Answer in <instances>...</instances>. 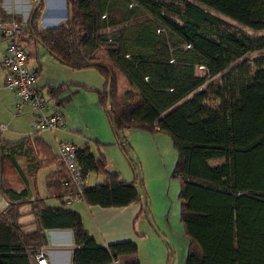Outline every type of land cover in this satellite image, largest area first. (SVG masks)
I'll list each match as a JSON object with an SVG mask.
<instances>
[{
	"label": "trees",
	"instance_id": "16d2710c",
	"mask_svg": "<svg viewBox=\"0 0 264 264\" xmlns=\"http://www.w3.org/2000/svg\"><path fill=\"white\" fill-rule=\"evenodd\" d=\"M196 1L207 7L188 0H66L67 18L41 29L43 0L27 23L7 13L0 0V19L21 22V38L41 43L72 69L95 68L105 79L101 90L75 84L95 90L107 113L111 97L121 133L135 129L171 136L177 149L174 174L181 183L185 264H264V57L246 58L264 48V33L250 34L211 11L262 30L264 0ZM141 11L154 21L138 24L129 38L118 26ZM67 88L51 84L48 99L64 105L73 94L63 97ZM3 141L0 191L11 201L0 209V264H32L30 254L48 244L46 230L57 228L73 230V264H105L137 252L133 240L101 245L75 209L50 206L42 198L33 200L32 209H21L32 200H26L25 186L17 189L24 185L18 155L38 164L45 154L52 162L60 160V168L49 173L51 196L65 195L60 179L67 170L40 136ZM77 158L85 178L90 171L109 175L86 187L89 204L120 207L144 200L135 183L109 170L89 145L79 147ZM24 216L31 220L23 222Z\"/></svg>",
	"mask_w": 264,
	"mask_h": 264
},
{
	"label": "crops",
	"instance_id": "0c3cea01",
	"mask_svg": "<svg viewBox=\"0 0 264 264\" xmlns=\"http://www.w3.org/2000/svg\"><path fill=\"white\" fill-rule=\"evenodd\" d=\"M59 3L62 4L61 0H43L42 18L38 23L41 29L54 27L61 21H64L60 19L55 12V10H57L59 6ZM36 4L34 5V7L36 6ZM1 6L7 13L19 15L20 20L23 23L29 22L34 9L30 0H2ZM44 22L45 26H41V24H43ZM18 40L23 45H25L29 53H31L28 61L29 67L33 69H40V77L38 76L39 79H37V84L47 100H49L48 98H50L47 91L51 84H65V87H68L62 93L63 97L68 96L73 92L71 98H68L64 105H58L55 99L49 100L57 110L61 111L64 118L63 127L53 130L38 131L37 133L29 131L23 136L32 135V138H34V136L42 137L46 144L49 145L50 153L53 156L59 155L58 142L61 140L72 141L79 147L89 145L96 157H103L106 160L109 170L118 173L119 177L127 182H134L135 186L141 193V196L144 197V200L141 202H133L131 204L120 207H103L97 204H89L84 198V194L83 198L75 200L72 203H67L66 197L71 193V189L69 187L61 184L65 190V195L60 198L58 195H49L48 190L49 173L51 172V170H57L58 168H60V160L52 162L50 158H47L49 155L45 154L39 157L40 164H38L35 161L31 162L26 157L18 155L15 159L18 167L17 173L19 174V177L23 179L24 185H19L17 189L21 190V188L23 189L25 186V189L27 190V197H30L26 200H32L31 202H27L29 206L28 208L26 207L27 204H25L21 209H32V204L37 203L33 202V200H37L39 198H42L45 201V204L50 206H65L71 209H75L81 214L84 227L96 238V240L101 245L107 246L108 244L126 240H133L137 243L139 250L136 253L125 254L120 258L126 263L138 262L139 264H168L171 258H169V251L163 244H161L162 247L156 252L152 251V253H150L148 251V233L149 230L152 229V226L150 224L151 218L149 217V215L147 216L145 214L144 209V202L145 200L147 202V197L146 194H144L143 188L141 187L137 167L134 164L133 159L126 153L125 148L120 142L115 127L112 124L110 115L100 105L98 94L96 97L94 96L92 98H89V100H98L99 108L101 109V112L106 116V118L101 119L95 127L89 126L85 120H83L80 125L77 124L75 127L71 126L75 121L82 120L79 116V111L85 110L81 105L86 102L79 101L78 99H76L75 101L78 112H76L74 115L79 117L78 119L74 116L68 115L67 113H65V111L62 112V110H60V107H66V105L70 101H72L77 94H81V90L84 89L83 92H86L87 95L90 91H93L86 89L83 86H74L75 83L86 85L95 90H101L105 84V79L103 78V76L97 71L103 79L102 87H94V85L92 86L87 84L88 82H86V80L84 79L89 78L73 79L72 75L69 73V70L61 66H66L68 68L70 67L67 66V64L59 59L55 54H53L52 51L41 45V43L37 44L31 40H28L27 38L23 39L20 36L18 37ZM7 46L8 39L5 38L0 32V91H11L13 96L15 97L16 105L19 101L16 93L5 86V79L8 74V69L1 66L2 58L6 52ZM46 53H50L54 58H56V60H58L57 64L59 65H57V68L59 70V76L55 77L54 81L49 78L51 76H49L48 74H45V76L41 75L43 67L41 57H43ZM33 58L34 61H32ZM91 69L95 68H85L83 70ZM55 81L59 82L55 83ZM5 98L6 97L0 96V101L5 102ZM21 112H23V115L30 114L29 116H31L32 121L33 113L29 109L28 105H24ZM21 112H18L16 109V114ZM66 129L70 130L71 133L69 134ZM5 133L1 138L2 140H4V144H8L12 141L6 140V138L4 137ZM122 134L127 143L130 145V138L129 136H127V134H129L128 131L124 130ZM113 156L114 158H116V160L113 159ZM107 176L109 175L103 172H88L85 178L86 187H92L102 184L107 179ZM64 177H66V175ZM40 178H43V187L41 188L42 191L39 188V185H36ZM62 178L60 179V183H62ZM2 196L7 204H9L11 199H9L8 195L2 193ZM148 209L149 208L147 203V212L149 213ZM25 218L29 217L25 216L23 220ZM149 218L150 220L148 221ZM30 220L31 218L26 222ZM29 229H31V227ZM46 233L48 236V244L45 246V248L47 249V258L49 264H73V254L76 248V245L74 243L73 230L71 228L47 229ZM175 237L178 236L176 235ZM142 241L145 243V256H143V254L141 256V250L139 248V246L142 244ZM105 264L115 263L108 262Z\"/></svg>",
	"mask_w": 264,
	"mask_h": 264
},
{
	"label": "rangeland",
	"instance_id": "374dc122",
	"mask_svg": "<svg viewBox=\"0 0 264 264\" xmlns=\"http://www.w3.org/2000/svg\"><path fill=\"white\" fill-rule=\"evenodd\" d=\"M188 1L199 3L196 0ZM61 2L62 4L59 3V6L55 12L60 19L65 20L67 17L66 0H61ZM202 6L207 7L205 4H202ZM211 11L220 15L228 22L233 23L239 29L250 34L257 35L264 33V29H253L220 12H217L213 9ZM147 20L154 21V17L148 12L141 11L133 20L118 26V29H125L126 35L130 38L134 34L138 24ZM41 26H45V22L41 24ZM257 57H264V48L249 52L246 55V58L250 60H254ZM41 60L43 66L41 75L45 76V74H48L51 76L49 78L54 81V78L59 76V70L57 68V65H59L57 64L58 60H56V58H54L50 53H46L43 57H41ZM32 61H34V58ZM61 67L68 69L73 79L89 78L84 79L86 82H88L87 84L92 86L94 85V87L103 86L102 76L99 75L95 69L74 70L71 67ZM58 82L59 81H55V83ZM74 86H76V84H74ZM81 91V94H77L74 99L66 105V107H60L61 109H59L62 110V112L65 111V113L68 115L74 116L78 119L79 117L74 115L76 112H78L75 101L78 99L79 101L86 102L81 105L85 110L79 111V116L82 120L80 121L76 119L77 121H75L71 126L75 127L77 124L80 125L82 121L85 120L89 126L95 127L100 122V120L106 118V116L101 112L97 99L89 100V98L97 96L95 90L90 91L88 95L86 92H83L84 89ZM0 96L6 97L5 102L0 101V122L5 124L8 128L4 135L6 140H17L27 132L33 131V119L31 121V116H29L30 114L23 115V112L16 114L15 106L17 104L15 105V97L13 96L12 92L8 90H1ZM66 131L69 134L71 133L70 130L66 129ZM127 131L129 133L127 136L130 138V145L128 144L129 152L137 167L141 187L143 188L144 194H146L147 197L149 208L148 215L151 217V220L150 218L148 219V221L150 220V224L152 226V229H150L148 233V251L150 253H152V251L156 252L162 247L161 244H163L169 253L172 252L173 255L168 264H185V257L187 254V240L184 233L182 232L183 224L180 216L181 199L179 197V193L181 183L180 178L174 174L175 163L177 160V149L173 145L171 136L166 132L150 133L135 129H127ZM113 159L116 160L114 156ZM212 163L215 164L216 161ZM36 185H39V188L41 189L43 187V178H40ZM5 206V199L1 194L0 209H3ZM26 207H29L28 204ZM27 217L29 218H25L24 220L22 219L23 222H26L31 218V216ZM176 235L178 237H175ZM144 247L145 243L142 241V244L139 246L141 250V256L142 254L145 256ZM124 262L125 261H121L120 263L124 264Z\"/></svg>",
	"mask_w": 264,
	"mask_h": 264
},
{
	"label": "built area",
	"instance_id": "2783aa9c",
	"mask_svg": "<svg viewBox=\"0 0 264 264\" xmlns=\"http://www.w3.org/2000/svg\"><path fill=\"white\" fill-rule=\"evenodd\" d=\"M30 1L34 8L37 0ZM21 31L22 24L18 20L3 21L0 19V32L8 39V46L2 58L3 67L8 69L5 86L16 93L19 99L16 105L18 112L22 111L24 105H28L32 111L33 132L61 128L64 126L62 113L44 97L39 88L37 84L39 71L29 67V51L18 40ZM7 129V126L0 122V140ZM78 150L79 146L72 141L58 142L59 156L67 170L66 177L62 179V185L71 189V193L66 197L67 203L83 198L86 189L83 167L77 159ZM5 203L7 205L6 201ZM30 257L32 264H49L45 247L38 248L30 254ZM113 261L116 264H122L120 259Z\"/></svg>",
	"mask_w": 264,
	"mask_h": 264
},
{
	"label": "water",
	"instance_id": "95a60500",
	"mask_svg": "<svg viewBox=\"0 0 264 264\" xmlns=\"http://www.w3.org/2000/svg\"><path fill=\"white\" fill-rule=\"evenodd\" d=\"M41 3H42V0H39L38 3L36 4V6L34 7L33 9V12H32V15H31V21L33 20V17H34V14L35 12L39 9V7L41 6ZM111 93V83L109 84V94ZM108 113L111 117V120H112V124L113 126L115 127V130H116V133L120 139V142L122 143L123 147L125 148V151L128 153V155L131 157V154L129 152V148H128V143L127 141L125 140L124 136L122 135L121 131L119 130V128L117 127V124H116V121H115V117H114V113L112 111V99L111 97L109 96V99H108ZM132 158V157H131ZM144 206H145V214L148 216V212H147V202L145 200L144 202Z\"/></svg>",
	"mask_w": 264,
	"mask_h": 264
},
{
	"label": "bare ground",
	"instance_id": "6f19581e",
	"mask_svg": "<svg viewBox=\"0 0 264 264\" xmlns=\"http://www.w3.org/2000/svg\"><path fill=\"white\" fill-rule=\"evenodd\" d=\"M1 64H2V62H1ZM3 66V65H2ZM6 80V79H5ZM66 188V187H65Z\"/></svg>",
	"mask_w": 264,
	"mask_h": 264
}]
</instances>
